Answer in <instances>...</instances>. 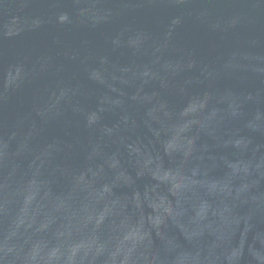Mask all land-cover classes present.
I'll use <instances>...</instances> for the list:
<instances>
[{
	"label": "water",
	"instance_id": "1",
	"mask_svg": "<svg viewBox=\"0 0 264 264\" xmlns=\"http://www.w3.org/2000/svg\"><path fill=\"white\" fill-rule=\"evenodd\" d=\"M0 264H264V0H0Z\"/></svg>",
	"mask_w": 264,
	"mask_h": 264
}]
</instances>
